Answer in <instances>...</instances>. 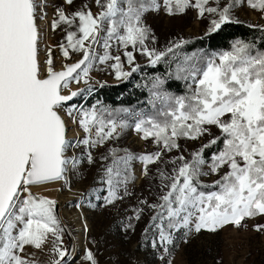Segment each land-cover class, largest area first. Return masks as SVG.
<instances>
[{"label": "snow or ice", "instance_id": "1", "mask_svg": "<svg viewBox=\"0 0 264 264\" xmlns=\"http://www.w3.org/2000/svg\"><path fill=\"white\" fill-rule=\"evenodd\" d=\"M73 2L64 0L69 6ZM244 2L227 0L221 7V0H195L194 4L191 0H95L100 8L96 14L87 4L71 13L57 7L51 29L67 26V43L59 45L61 54L69 59L71 49L82 53V58L56 71L49 47L46 74H42L38 20L47 15V0H0V264H37L35 259L25 258V249L42 250L49 236L54 256L51 264L66 262L69 253L63 248L65 230L55 213L56 201L35 196L31 187L60 180L67 183V173L82 162V158L68 156L69 150L81 145L89 149L103 146L130 128L141 139H152L157 151L137 155L127 149H109L103 159L111 157V163L101 180L107 186L105 205L130 195L127 186L135 179L134 161L143 165L147 175L148 166L162 162L165 153L180 151L181 139L212 137L190 154L191 159L181 154L169 160L174 165L171 174L160 170L161 183L167 189L160 203L141 201L155 212L150 227L157 230L165 253L171 254L168 246L174 244L175 233H181L187 243L188 237L202 230L215 233L229 224L241 227L246 218L264 216V50L254 43L237 40L230 51L185 56L176 65L175 76L188 82V93L176 96L153 91L152 114L102 105L85 109L67 104L80 92L63 94L71 82L83 79L88 84L97 61L101 65L115 61L109 66L117 79L137 72L139 65L124 71L121 56L109 51L114 44L123 46L129 66L135 64V51L148 57L152 66L168 53L174 57V49L187 41L175 42L165 51L149 48L155 36L145 22L146 14L163 8L168 15H176L195 7L200 17L205 13L212 17L211 33L223 25L239 23L233 11ZM246 2L253 9L264 10V0ZM96 46L105 49L103 55H97ZM129 46L132 51L127 50ZM163 84L157 76L152 88L160 89ZM86 91L90 93L92 88ZM61 113L79 125L85 133L83 139L67 137ZM212 127L219 129V136H212ZM221 141L222 146L206 159L205 150ZM86 159L89 164L94 162L90 151ZM206 176L218 179L205 183L201 178ZM142 212L143 208L135 209L133 218L139 221ZM127 227L131 228V223ZM261 230L264 225H257L256 231ZM86 259L98 264L91 250Z\"/></svg>", "mask_w": 264, "mask_h": 264}, {"label": "rangeland", "instance_id": "2", "mask_svg": "<svg viewBox=\"0 0 264 264\" xmlns=\"http://www.w3.org/2000/svg\"><path fill=\"white\" fill-rule=\"evenodd\" d=\"M160 2L163 3V0H160ZM191 3L194 4L195 0H191ZM226 3L227 0H221V7ZM85 4L89 6L94 14L100 11V8L95 4V0H74L71 6L65 4L64 0H47L48 6L45 9L47 15L45 19L38 20L41 32L38 60L43 74H46L45 61L49 47L53 50L56 71L65 68L69 63L82 57V53H75L71 49H69V59L62 56L59 45L62 42L67 43V32L65 30L67 26L61 25L53 31L51 23L55 18L57 7L64 8L66 13H71L81 9ZM209 6H215V4L210 3ZM233 16L239 23L264 28V10L249 7L246 0L233 11ZM211 19L212 17L207 13L203 18L200 17L195 7H189L183 13L176 15H168L163 8L158 13L146 14L145 22L151 27L155 36V43L149 42V48L165 51L175 42L187 41V43L174 49V57L172 53H168L156 66H152L148 57L141 55L139 51L134 52L135 64L129 66L126 57L123 56L125 50L123 46L114 44L109 51L112 55L121 56L124 71H130L131 67L135 65H139V70L133 72L126 79H117L114 70L109 66L115 61H109L104 65L99 64L97 61L89 73L88 84H85L81 79L79 83L71 82L69 89L64 90V94L69 90L81 93L67 104L83 106L85 109L91 108L93 105L101 106L100 103L91 102V96L95 88L102 85H116L124 82H130L131 85L139 83L140 85L135 90L146 93L149 95L150 100L153 91L168 92L165 88L166 81L173 79V81H181L188 86V82L176 78V65L185 56L194 53H185V44H190L199 39H206L209 36L208 29ZM127 50L132 51L131 46ZM96 52L97 55H103L105 49L102 46H96ZM196 54L208 56L207 52L203 53V51H197ZM160 65L168 71L171 69V71L167 74L160 71H150ZM144 67L146 69L142 70ZM140 75L142 76L140 77ZM157 76L164 80V84L160 89H153L152 84ZM146 86L149 88V92L148 90L145 91L144 87ZM89 87L92 88L90 93L86 91ZM171 94L180 96L185 95V92ZM147 106V108L138 111L128 110L130 112L152 114V104L149 103ZM107 108L112 110L124 109L108 106ZM61 114L72 125L67 132V135L69 131L73 134L70 139H83L85 133L79 125L72 123L66 114ZM129 122L132 123L133 121L130 120ZM211 132L212 136L220 135L219 129L215 127H212ZM211 138L204 135L195 141L181 139L179 141L180 151L174 150L165 153L162 162L148 166L147 175L143 174V165L139 161H134L132 172L135 179L127 186L130 195L123 196V199L112 205H105L103 200V197L107 195V186L101 183V180L104 177L106 166L111 163V157H108V159H103V157L107 156L109 149L114 147L130 150L137 155L155 152L157 148L153 140L141 139V135L130 128L119 139L109 140L103 146L89 149L81 145L69 150L67 152L68 156L74 155L82 158V162L77 169L67 173V183L63 180L60 181L64 199L60 204L55 205V213L65 230L63 248L69 253L66 262H62V264H90L86 259V253L89 250L93 252L98 264H168L169 260L172 264H264V230L256 231L257 225H264V216L246 218L242 221L241 227L229 224L215 233L202 230L200 234H192L188 237L187 243L184 242L181 233H175L174 244L168 246L171 249L170 255L165 253L160 246L157 230L150 227L151 217L155 215V212L147 205L141 204V201L146 200L149 204L160 203L159 198L167 191L161 183L160 170L171 174L174 165L168 163L169 160L181 154L191 159L190 154ZM218 147H220V144L206 149L204 152L205 158H209L211 153L216 151ZM89 151L94 161L91 164L86 159ZM177 164H179V161H177ZM205 171H207V168H205ZM201 179L205 183H211L218 177L206 176ZM56 182L48 184L53 185ZM31 191L35 196H39L35 194L33 189ZM97 195L101 197L100 200L96 199ZM121 195H123V190H121ZM138 208H143L139 221L133 218L134 210ZM129 223L132 225L131 228L127 227ZM146 229L147 231H145ZM153 241H156V247H153ZM52 247V238L49 236L42 250L26 247L23 255L26 259H35L37 264H51V260L54 258L51 251Z\"/></svg>", "mask_w": 264, "mask_h": 264}, {"label": "trees", "instance_id": "3", "mask_svg": "<svg viewBox=\"0 0 264 264\" xmlns=\"http://www.w3.org/2000/svg\"><path fill=\"white\" fill-rule=\"evenodd\" d=\"M241 40L254 43L257 48L264 50V28L254 27L244 23H230L223 25L221 29L211 32L206 39H199L185 44V53H196L203 51L208 54H218L224 51H230L235 41ZM146 69L145 67L142 70ZM150 71H160L167 74L171 69H166L160 65ZM165 88L169 93L182 92L188 93V86L181 81H166ZM131 90V91H129ZM149 95L132 89L130 82H124L116 85H102L96 87L91 96V102L100 103L105 107L124 108L138 111L147 108L150 103ZM220 146L222 141L219 143Z\"/></svg>", "mask_w": 264, "mask_h": 264}, {"label": "bare ground", "instance_id": "4", "mask_svg": "<svg viewBox=\"0 0 264 264\" xmlns=\"http://www.w3.org/2000/svg\"><path fill=\"white\" fill-rule=\"evenodd\" d=\"M42 74H43V72H42ZM67 94H69V92H65V95H67ZM65 120L67 123V128L69 129L70 127H72V125H70V123L67 121L66 118H65ZM72 135L73 134L69 131V134L67 135V137L70 139L72 137ZM60 181H57L53 185L44 184V185L33 186L31 189H33L35 194H37L39 196L47 197V198L52 199V200H55L56 204H60L61 201H63V199H64V197H62V190H61V182Z\"/></svg>", "mask_w": 264, "mask_h": 264}, {"label": "built area", "instance_id": "5", "mask_svg": "<svg viewBox=\"0 0 264 264\" xmlns=\"http://www.w3.org/2000/svg\"><path fill=\"white\" fill-rule=\"evenodd\" d=\"M142 75H140V77H141ZM138 85H140L139 83H133L132 84V89H137V87H138ZM145 88V91H147L148 90V92H149V88L146 86V87H144Z\"/></svg>", "mask_w": 264, "mask_h": 264}, {"label": "water", "instance_id": "6", "mask_svg": "<svg viewBox=\"0 0 264 264\" xmlns=\"http://www.w3.org/2000/svg\"><path fill=\"white\" fill-rule=\"evenodd\" d=\"M81 58H82V57H81ZM81 58H79L78 60H76V61H74V62H72V63H69L68 65H72V64L78 62ZM62 70H65V68H63V69H61V70H57V71H62ZM67 129H68V128H67Z\"/></svg>", "mask_w": 264, "mask_h": 264}]
</instances>
